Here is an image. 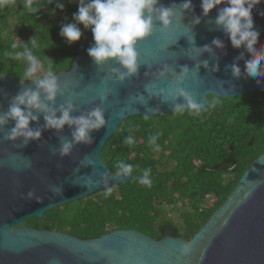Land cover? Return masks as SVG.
Here are the masks:
<instances>
[{"label":"water","instance_id":"water-1","mask_svg":"<svg viewBox=\"0 0 264 264\" xmlns=\"http://www.w3.org/2000/svg\"><path fill=\"white\" fill-rule=\"evenodd\" d=\"M182 2L160 0V4L166 7ZM191 2L193 10L185 11L182 19L187 27L179 23L178 12L170 28L155 24L153 35L137 45L141 66L138 74L123 84L107 79L110 70L119 65L109 62L98 68L88 56L87 49L94 45L90 28L78 43L70 69L56 73L61 88L56 99L57 107L72 100L78 108L72 113L74 116L96 106L105 109L106 127L92 133L93 144L76 145L70 155L61 158L53 154V149L59 147L60 136L71 138L67 125L60 133L43 131L39 141H32L24 147L19 146L20 141L3 138L14 122L0 131V264H264V152L244 170L229 195L191 238L175 236L173 229L164 228L160 239L135 229H117L99 237L83 239L67 232L39 229L23 223L26 218H41L52 208L104 190L102 185L88 186L89 176L98 180L100 173H111L100 155L104 144L131 116L173 112L172 105L164 102L158 93L161 88L172 86L175 73L181 66L192 69L183 84L184 90L205 107L210 104L208 96L240 97L252 90H264V77L247 76L244 59L238 61L239 78L233 77L231 69L226 67L241 52L245 59L249 53L243 46L233 48L223 31L215 30L212 21L218 8L225 5L217 6L204 17L201 0ZM194 16L201 19L191 29L195 46L211 45L214 38H219L225 45L223 50L214 48V55H198L186 37L191 34L189 29ZM252 17L259 29L256 45L259 49L264 46V0L253 8ZM203 60L208 61V67L201 64L197 74L195 64ZM165 63L174 71L157 79V70ZM217 64L218 71H213ZM145 85H152L157 95L148 99ZM25 87L34 88L35 85L31 80L22 85L16 77L0 74V111H6L11 98ZM104 88L111 92L102 103L97 92ZM131 95H143L148 99L147 105L132 104L128 98ZM178 102H182V98ZM151 108L158 110L150 112ZM43 124L41 115L38 122H30V127ZM86 155L95 161L94 167L81 165ZM234 166V159H226L211 170L228 171ZM130 176L122 182L110 181V184L112 187L124 185Z\"/></svg>","mask_w":264,"mask_h":264},{"label":"trees","instance_id":"trees-1","mask_svg":"<svg viewBox=\"0 0 264 264\" xmlns=\"http://www.w3.org/2000/svg\"><path fill=\"white\" fill-rule=\"evenodd\" d=\"M25 0H4L0 6V74L12 75L20 81L24 65L7 52L20 51L21 42L33 38L39 47L36 55L44 68L53 65L56 73L70 69L78 42L69 44L60 35L61 26L75 23L79 0L55 2L34 0L39 6L29 15ZM53 10L54 14H53ZM82 37L87 29L78 25ZM81 37V38H82ZM18 45L12 49L11 45ZM42 70V74L44 69ZM210 104L198 116L164 113L156 116L135 115L123 121L104 144L101 158L107 169L114 171L117 159L133 165L124 185L106 189L77 201L46 211L41 218L30 217L23 223L39 229L49 228L89 239L117 229H135L155 239L162 229H173V235L191 238L210 214L224 201L245 169L264 152V90H252L244 96L222 98L208 96ZM129 129L136 142L124 146L122 140ZM159 133V151H153L147 140ZM252 139V143L250 141ZM226 159H234L228 171L211 168ZM151 168V187L138 183L141 169ZM178 204L184 209L181 221L167 216L165 207Z\"/></svg>","mask_w":264,"mask_h":264},{"label":"clouds","instance_id":"clouds-1","mask_svg":"<svg viewBox=\"0 0 264 264\" xmlns=\"http://www.w3.org/2000/svg\"><path fill=\"white\" fill-rule=\"evenodd\" d=\"M49 3L55 2L56 8L63 10L64 4L60 0H48ZM261 0H201L202 15L207 17L210 11L217 6L224 4V7L218 8V14L212 23L215 30H222L230 39L233 48L240 49L241 46L249 53L245 59L244 53L235 58V61L226 66L231 69L233 77L239 78L241 69L238 65L240 59H244V71L247 76L253 78L264 77V46L257 48L259 29L254 25L252 10ZM4 0H0V6H3ZM23 8L31 15L39 10V6L34 0H25ZM191 0H183L179 5L172 4L164 6L160 0H79L78 11L73 14L75 23H66L61 26L60 35L65 37L69 44L78 42L82 37V32L78 25L82 24L84 29H91L94 45L87 49L88 56L94 61L98 68H102L109 62H113L119 67H113L107 79L123 84L138 74L141 66L137 45L146 38L153 35L154 25L159 23L164 29H168L177 19V13L180 14V24L182 23L185 11H192ZM53 10V14H54ZM201 22L199 16H194L191 21L190 35H186L189 43L195 47L198 55L209 53L214 55V48L223 50L225 45L219 38H214L211 45L202 47L195 46V35L191 29ZM184 25V24H183ZM185 26V25H184ZM187 27V26H185ZM12 49L18 47L17 44L11 45ZM20 51L7 52L6 55L12 59L22 61L24 70L20 83L31 80L35 87L22 88L9 102L6 111H0V131L5 129L10 122L14 126L4 134V140L16 142L20 141L21 147L27 146L32 141H39L42 132L45 130H55L57 133L63 131L67 125L70 129V136L59 137V147L53 149V154H58L61 158L72 153L76 145H91L95 142L93 132H99L106 127L105 109L96 106L87 112L78 116L72 115L77 111V106L72 100H68L56 106L58 94H61V88L56 72L53 71V65L48 64L47 68L41 59L36 55L35 49L39 47L38 42L33 38L29 43L19 45ZM203 64L208 67V61L196 62L197 74ZM149 67V66H148ZM44 69L42 77L37 73ZM213 71H218V64L213 66ZM174 70L169 64L161 65L156 73L157 79H162L172 73ZM190 70L187 65L180 67V71L175 73V79L170 88L159 90L158 95L164 102H168L173 107V113H184L198 116L205 104L198 103L183 88V84L189 77ZM259 83V79H257ZM145 91L149 93L148 99L157 95L153 91L152 85H145ZM111 90L104 88L97 92L99 100L103 103L107 100ZM132 104L141 103L147 105L148 99L143 95H131L128 97ZM171 98V101L169 100ZM182 98V102H178ZM158 109H149L155 112ZM43 116L44 124L40 127H30V122H38L40 116ZM148 115L145 114V118ZM134 129H129V134L124 136L122 144L124 146L133 145L136 140L131 134ZM159 133L148 137L147 143L152 146L153 151H159L157 140ZM95 161L91 156L86 155L81 160L84 167H94ZM114 171L111 173H100L98 180L88 177V186L94 187L102 185L106 191L105 195H111L113 187L110 181L120 180L129 177L133 172V165L122 159H117L113 165ZM152 169H141V174L136 177L141 185L151 187ZM96 173L93 172V176ZM259 183V182H257ZM56 191V189H53ZM31 196L32 193H29Z\"/></svg>","mask_w":264,"mask_h":264},{"label":"rangeland","instance_id":"rangeland-1","mask_svg":"<svg viewBox=\"0 0 264 264\" xmlns=\"http://www.w3.org/2000/svg\"><path fill=\"white\" fill-rule=\"evenodd\" d=\"M38 76L42 75V70L37 73ZM165 210L167 212V216L170 217V219L174 222L181 221V214L184 211V209L178 204L176 207H165Z\"/></svg>","mask_w":264,"mask_h":264}]
</instances>
